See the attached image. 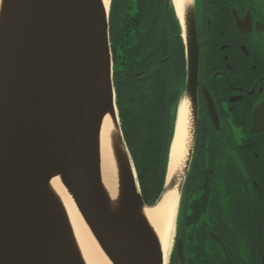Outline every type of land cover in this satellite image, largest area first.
Instances as JSON below:
<instances>
[{
  "label": "water",
  "instance_id": "obj_1",
  "mask_svg": "<svg viewBox=\"0 0 264 264\" xmlns=\"http://www.w3.org/2000/svg\"><path fill=\"white\" fill-rule=\"evenodd\" d=\"M109 15L104 0H6L0 28V264H84L49 191L56 175L115 264H165L143 214L152 206L142 197L123 133L130 159L116 151L121 188L115 206L102 182L99 135L107 112L117 110L121 129ZM197 76V46L189 45L190 97ZM195 131L194 125V140ZM173 143L156 204L177 184V178L168 183ZM193 154L194 145L181 195ZM179 250L182 255L181 243Z\"/></svg>",
  "mask_w": 264,
  "mask_h": 264
},
{
  "label": "flooded vegetation",
  "instance_id": "obj_2",
  "mask_svg": "<svg viewBox=\"0 0 264 264\" xmlns=\"http://www.w3.org/2000/svg\"><path fill=\"white\" fill-rule=\"evenodd\" d=\"M186 10L184 23L175 11L180 32L170 43L186 71L182 99L188 47L197 46L198 76L189 96L194 152L226 164L211 172L225 173L224 200L232 210L229 218H192L190 225L177 218L169 264H264V0H191Z\"/></svg>",
  "mask_w": 264,
  "mask_h": 264
},
{
  "label": "trees",
  "instance_id": "obj_3",
  "mask_svg": "<svg viewBox=\"0 0 264 264\" xmlns=\"http://www.w3.org/2000/svg\"><path fill=\"white\" fill-rule=\"evenodd\" d=\"M109 25L120 126L144 202L153 206L165 188L178 107L185 89L186 71L183 66L179 69L170 43L180 26L172 4L167 16L166 0H112ZM220 160L215 155L199 158L194 152L178 223L190 225L192 218H229L232 207L224 200L225 173L211 172L226 166ZM201 167L210 170L200 173ZM200 178L205 186L200 185ZM217 195L221 198L218 202Z\"/></svg>",
  "mask_w": 264,
  "mask_h": 264
},
{
  "label": "bare ground",
  "instance_id": "obj_4",
  "mask_svg": "<svg viewBox=\"0 0 264 264\" xmlns=\"http://www.w3.org/2000/svg\"><path fill=\"white\" fill-rule=\"evenodd\" d=\"M176 12L184 23L186 18L187 0H173ZM6 0H0V28ZM109 12L111 0H104ZM187 11V10H186ZM194 145V119L189 96L184 98L178 108L174 143L168 173V183L177 178L176 186L166 194L161 202L152 207H145L143 214L154 229L168 264L170 250L176 230V220L181 198V186L186 177L187 164ZM100 167L104 189L115 206L121 188V168L118 152L129 158L119 127L117 110L107 112L102 121L99 135ZM118 149V150H116ZM169 187V185H168ZM50 193L56 197L68 221L75 245L84 264H115L105 253L98 240L85 221L75 202L72 193L63 183L60 175H56L49 185Z\"/></svg>",
  "mask_w": 264,
  "mask_h": 264
},
{
  "label": "rangeland",
  "instance_id": "obj_5",
  "mask_svg": "<svg viewBox=\"0 0 264 264\" xmlns=\"http://www.w3.org/2000/svg\"><path fill=\"white\" fill-rule=\"evenodd\" d=\"M191 0H187V3H189ZM174 8H175V5H174ZM176 9V8H175ZM134 165V164H133ZM135 168V167H134ZM176 234H177V221H176V230H175V235H174V239H173V244H172V248L170 250V254H169V260H168V264H169V261H170V257H171V254L173 253V250L175 248V241H176Z\"/></svg>",
  "mask_w": 264,
  "mask_h": 264
}]
</instances>
